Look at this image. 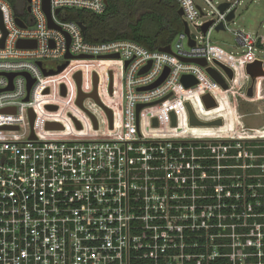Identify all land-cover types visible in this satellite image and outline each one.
<instances>
[{
    "label": "built area",
    "instance_id": "built-area-1",
    "mask_svg": "<svg viewBox=\"0 0 264 264\" xmlns=\"http://www.w3.org/2000/svg\"><path fill=\"white\" fill-rule=\"evenodd\" d=\"M173 1L188 35L182 29L163 52L128 40L88 42L78 22L58 18L64 9L100 15L106 0H49L53 27L43 0L26 2L22 19L0 0V264H264V125L230 126L215 137L184 135L181 125L183 117L188 125L186 104L204 119V95L216 104L205 111L211 118H225L213 113L225 95L235 111L237 97L264 100V57L256 55L264 53V35L230 30L244 0H202L209 12L196 0ZM226 31L241 55L210 43L211 32ZM19 41L35 47L19 48ZM255 61L262 68L250 98L246 66ZM77 74L85 88L94 75L101 86L112 82L92 110L96 127L87 116L77 129L49 109L58 107L59 84ZM183 76L197 84L186 89Z\"/></svg>",
    "mask_w": 264,
    "mask_h": 264
},
{
    "label": "trees",
    "instance_id": "trees-1",
    "mask_svg": "<svg viewBox=\"0 0 264 264\" xmlns=\"http://www.w3.org/2000/svg\"><path fill=\"white\" fill-rule=\"evenodd\" d=\"M16 17L25 16V0H6ZM173 0H106L105 11L98 15L88 11L64 9L58 18L84 26V39L99 43L128 40L156 50L171 44L183 29Z\"/></svg>",
    "mask_w": 264,
    "mask_h": 264
},
{
    "label": "rangeland",
    "instance_id": "rangeland-1",
    "mask_svg": "<svg viewBox=\"0 0 264 264\" xmlns=\"http://www.w3.org/2000/svg\"><path fill=\"white\" fill-rule=\"evenodd\" d=\"M196 2L197 4L205 8L207 12L210 11L209 6L206 5L202 0H196ZM208 18H210V16L206 17L205 19H208ZM189 27H190V32L192 36H195L198 38L200 36L199 31L192 25ZM229 28L231 31L243 30L252 35H259V36L264 35V0H255V1L244 0L242 4L238 7L236 15H235V19L233 22L230 23ZM210 43L214 46H217L218 48H220L221 50L229 54H232V55L242 54L241 48L234 45L233 35L229 31L219 32V33L211 32ZM256 55L259 58L264 57V53L256 52ZM112 66L114 69H119V65H112ZM105 70L108 73V75L111 76L112 72L109 71L108 66L105 67ZM114 77L119 78V70H114ZM260 88L264 89V77L261 80ZM258 89L259 87L256 90L257 94L260 91V89L259 90ZM117 91L121 93V89H119V86H118ZM223 99L226 100L225 103L221 105V108H219V110L213 113L214 114L215 113L225 114L226 115L225 116L226 125L223 128H216V129H219V131H229L230 129L229 127L231 126L232 128H235L236 130L239 131L240 127L243 126L242 120H244L246 124L244 125L245 127L249 126V128L251 127L255 128V127H259L262 125V120L264 118V115H259L258 117H250V118H247V117H248L249 109L255 111L257 109L256 108L257 106L259 109L260 108L262 109L264 106V100H261V102L257 106H249V107L242 106L240 108L241 113H243L245 117H243V119H238L236 118V114L234 117V115H232L231 113L233 112L231 110V106L233 105V98H230L227 95H225V98L223 97ZM237 99L240 100V97H237ZM89 103L90 102H85L84 105H88ZM198 114L199 116H201V118H204V119H210L211 118L210 116L212 115L211 113H206L205 111H203L202 113H198ZM237 122H239V124Z\"/></svg>",
    "mask_w": 264,
    "mask_h": 264
},
{
    "label": "flooded vegetation",
    "instance_id": "flooded-vegetation-1",
    "mask_svg": "<svg viewBox=\"0 0 264 264\" xmlns=\"http://www.w3.org/2000/svg\"><path fill=\"white\" fill-rule=\"evenodd\" d=\"M77 75L79 76L77 78ZM73 77V82H61L59 84L58 89V107H55L56 111H61L66 114V117L68 120L74 124L75 128L80 129L81 128V122L83 120V117L89 116L90 120L95 122L94 127H96L97 123L93 116L92 110L95 106H99L102 104L103 99H105L106 94H110L112 90V82L108 81V83L105 86H101L99 79L96 75L92 77V80L89 84H86V88L84 87V83L82 80L81 75L77 74ZM256 83V80L254 81L252 85V96L250 98H253L255 96L254 92V85ZM72 93H75V97L71 96ZM84 96L80 103L78 102L79 97ZM85 102H90L88 105H84ZM261 100H252L251 102H245L242 99L237 101V111L236 116L238 119H243L244 114L241 113V107L243 106H257ZM90 106L91 111L87 110V107ZM246 107V108H247ZM255 111L249 109L248 111V117H258L259 115H264V106L263 108L259 109L258 106ZM205 111H208L206 107L204 108ZM197 119V118H196ZM220 119L222 125L216 128H223L225 124V118L223 115L216 116L214 118L210 119H197L201 122H212ZM243 125H246L244 120H242ZM262 125H264V118L262 120ZM261 125V126H262ZM249 127V126H248ZM260 127V126H259Z\"/></svg>",
    "mask_w": 264,
    "mask_h": 264
},
{
    "label": "water",
    "instance_id": "water-1",
    "mask_svg": "<svg viewBox=\"0 0 264 264\" xmlns=\"http://www.w3.org/2000/svg\"><path fill=\"white\" fill-rule=\"evenodd\" d=\"M29 1H30V0H25V2H29ZM226 7H227V4H222V5L219 6V9H220L221 11H223ZM27 10L29 11V8H27ZM43 10H44V12H45V14H46V17H47L48 26H49V27H53V23H52V20H51V17H50V12H49V11H50V9H49V0H43ZM57 12H58V11H55L56 14H57ZM177 14H178L179 17H181V16L183 15L182 10H181V9H178V10H177ZM232 18H233V12H230V13L227 15V20H231ZM15 21H16L17 25H19L20 27H24V25L22 24V22H21L19 19L16 18ZM182 24H183V30H184V33H185L186 35H188V27H187L186 23H185L184 21H182ZM210 24H211L210 22L204 24V26L202 27V31H203V32H206V30L208 29V27L210 26ZM78 25H79V27L81 28V30L84 32V26H83L81 23H78ZM0 29H3L1 13H0ZM216 30H217V31H219V30H223L222 25H219V26L216 28ZM5 35H6V33H4V36H5ZM189 44L192 46V45H193V42L190 41ZM0 46H1V47L3 46V39L0 41ZM17 47H19V48H34V47H35V44H34V42H24V41H19V42L17 43ZM159 50H160V51H163V52H169V47L166 46V47H164V48H160ZM67 58H68V59H71V57H69V56H67ZM80 58H82V57H80ZM107 58H117V55H114V56H111V57H107ZM192 62L197 63V64H199V65H201V66H205V65H206L204 60H196V61H192ZM38 64H39V63H38ZM39 65H40V64H39ZM66 66H67V62L64 63L63 65L59 66L55 72H50V73H48V74H46V75H49V74H58V73H60V72L66 67ZM220 66H221L222 69L227 73L229 79H232V78H233V74H232V72H231L228 68H226V67H224V66H222V65H220ZM261 68H262V62H261V61H255L254 63H252V64H248V65L246 66V73H247V74L249 75V77H250L251 84H253L254 81H255V79H256L255 71H256V70H261ZM147 69H148V66H147L146 68H144V69L141 71V73H142V72H145ZM206 71H207L208 74L212 77V79H213L214 81H216V82L222 87L223 90H226V89L228 88L227 85L224 83V81L221 79V77H220V76H219L214 70H212V69H210V68H207ZM166 74H167V72L165 71L164 75H163V76H162V77H161V78H160V79H159L154 85H152L151 87L160 84V83L164 80ZM78 77H79V76L77 75V78H78ZM9 78H10V80H12L13 75H10ZM32 82H33L32 80H29L28 88L30 87V85L32 84ZM181 82L183 83V85H184V87H185L186 89H187V88H190V87H192V86H194V85L197 84L196 80L193 79L192 77H189V76H183V77L181 78ZM151 87H150V88H151ZM247 95H248V97H251V96H252V85L249 87L248 92H247ZM82 98H84V96L79 97V99H78V102H79V103H80V101L82 100ZM202 101H203V103H204L206 109H208V110L213 109V108L216 107V104H215L214 101L210 98L209 95H204V96L202 97ZM142 107H143L142 105H140V106L137 107V113L139 112V110L142 109ZM49 109H50V110H54L55 108H54V107H49ZM186 109H187V112H188V125H189L190 127H199V128H216V127H219V126L222 125L220 119H218V120H216V121H212V122H201V121H198V120L195 118V116H194V114H193V112H192V110H191L189 104H186ZM107 113H108V117H109V119H110V112L107 111ZM171 119H172V125H175V118H174V115H173V114H171ZM31 121H32V116H31ZM93 123H94V125H95V122H94V121H93ZM156 125H157L156 120H153V126H156ZM48 126H49L50 128H56V127H57L56 125H48ZM55 126H56V127H55Z\"/></svg>",
    "mask_w": 264,
    "mask_h": 264
},
{
    "label": "bare ground",
    "instance_id": "bare-ground-1",
    "mask_svg": "<svg viewBox=\"0 0 264 264\" xmlns=\"http://www.w3.org/2000/svg\"><path fill=\"white\" fill-rule=\"evenodd\" d=\"M181 125L184 127V135H191L195 137H215L218 134L227 132V131H219L216 128H197V127H188L186 119L183 117L181 120ZM187 127V128H185Z\"/></svg>",
    "mask_w": 264,
    "mask_h": 264
},
{
    "label": "crops",
    "instance_id": "crops-1",
    "mask_svg": "<svg viewBox=\"0 0 264 264\" xmlns=\"http://www.w3.org/2000/svg\"><path fill=\"white\" fill-rule=\"evenodd\" d=\"M233 40H234V38H233ZM231 110H232L233 112H231V111H230V112H231V113H232V115H233V114H234L236 111H235V109H233V107H232V106H231Z\"/></svg>",
    "mask_w": 264,
    "mask_h": 264
}]
</instances>
